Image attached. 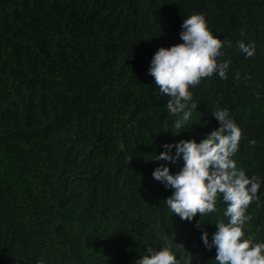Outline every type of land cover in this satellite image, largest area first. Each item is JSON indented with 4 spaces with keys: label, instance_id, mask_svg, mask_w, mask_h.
I'll list each match as a JSON object with an SVG mask.
<instances>
[{
    "label": "trees",
    "instance_id": "obj_1",
    "mask_svg": "<svg viewBox=\"0 0 264 264\" xmlns=\"http://www.w3.org/2000/svg\"><path fill=\"white\" fill-rule=\"evenodd\" d=\"M193 13L230 64L190 89L198 108L176 129L149 67ZM217 107L242 130L238 168L261 182L245 234L264 242V0H0V264H135L165 235L178 259L217 264L201 237L227 222L222 199L182 220L152 175L182 168L152 158L218 129Z\"/></svg>",
    "mask_w": 264,
    "mask_h": 264
},
{
    "label": "clouds",
    "instance_id": "obj_2",
    "mask_svg": "<svg viewBox=\"0 0 264 264\" xmlns=\"http://www.w3.org/2000/svg\"><path fill=\"white\" fill-rule=\"evenodd\" d=\"M181 28L183 42L160 47L149 67V74L160 93L170 97L166 107L169 114L177 117L174 122L176 129L183 128L192 111L198 108L190 89L214 74L227 79L230 64V61L220 59L224 56L222 49L226 42L213 34L202 13H193L185 18ZM227 43L231 47V42ZM236 44L246 58L255 55L254 41L246 43L241 39ZM236 78L239 79L238 74ZM212 113L220 122L218 129L199 143L195 139L181 140L175 145L165 143L166 151L152 158L173 163L182 158V168L172 174L167 166L161 165L154 169L152 175L174 190L165 202L170 211L182 220L191 221L197 214L202 218L215 212L217 199H222L226 205L223 216L227 222L217 218V230L211 242L206 230L201 237L209 250L215 246L217 264H264V242H257L251 233L245 234L246 222L251 219L247 209L259 199L261 182L256 176H247L233 159L239 150L242 130L230 118L228 109L217 107ZM173 147L175 155L171 154ZM200 226L201 223L197 222V227ZM161 241L158 247H148L135 264H192L191 254L184 249L177 258L168 236H161Z\"/></svg>",
    "mask_w": 264,
    "mask_h": 264
}]
</instances>
